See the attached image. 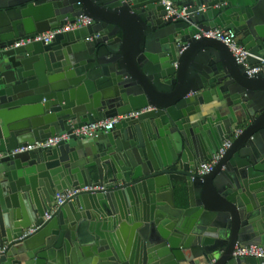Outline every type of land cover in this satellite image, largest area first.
Here are the masks:
<instances>
[{
  "label": "water",
  "instance_id": "95a60500",
  "mask_svg": "<svg viewBox=\"0 0 264 264\" xmlns=\"http://www.w3.org/2000/svg\"><path fill=\"white\" fill-rule=\"evenodd\" d=\"M184 7L177 16L163 0H0V264H264L233 254L264 246V70L250 76L221 40L197 37L231 29L255 66L264 0ZM82 14L93 22L13 46ZM148 106L93 146L72 137L11 153ZM69 189L78 191L56 206Z\"/></svg>",
  "mask_w": 264,
  "mask_h": 264
},
{
  "label": "built area",
  "instance_id": "2783aa9c",
  "mask_svg": "<svg viewBox=\"0 0 264 264\" xmlns=\"http://www.w3.org/2000/svg\"><path fill=\"white\" fill-rule=\"evenodd\" d=\"M165 4H167V9L169 15L176 14L177 16H183L186 13L187 7H183L182 9H178L176 7H173L169 0H163ZM93 20L91 17L87 15H79L75 18L73 22H68L67 24L63 25L62 27L56 29V30H48L45 32L38 33L34 36H28L26 38H19L15 40L13 43V46H20L26 43H30L33 41H42L44 43H48L52 40L55 33L57 32H64L68 30H74L79 27L88 25L92 23ZM201 35L207 36V37H213L216 39L221 40L223 43H225L228 48L232 51L233 55L236 58V61L240 64H244L247 66V73L248 75L252 76L260 71L264 70V57L261 56H255L259 59V62L253 66L250 67L248 65V56L252 55L251 52L240 42L238 39L237 34L233 30H225V29H210V30H202L201 33L197 34V37H200ZM98 36V34L90 35L87 37L88 40L93 39V37ZM152 107H144L141 109L133 110L129 113L113 116V117H105L98 120H95L93 122H87L81 126L78 127H72L70 130L64 131L62 133H57L53 136H50L44 140L36 141L31 144H27L25 146H19L13 150H11V153H17L22 152L26 150H32L37 147H51L57 145L59 142L63 140H68L72 137H76L78 139H83L86 137H95L101 132L107 133L110 131L116 123H118L120 120L134 116L137 117L140 113L150 110ZM240 132L239 129H236L234 131V135H237ZM231 142V138H228L224 141L223 145L220 147L219 151L214 155L213 159L211 161H205L202 162L198 167V173L199 174H205L209 171H211L217 162V160L221 157V155L224 153L225 149L229 146ZM9 152H0V159ZM82 189H88V186L82 188ZM77 189H69L63 193H57L55 196V203L56 206L59 204H62L66 199L70 198L74 193H76ZM52 213H46V218H49ZM36 228L30 227L28 230H26V234L34 232ZM233 254L235 256H254L257 258H264V246L258 243L254 244H239L235 246Z\"/></svg>",
  "mask_w": 264,
  "mask_h": 264
},
{
  "label": "crops",
  "instance_id": "0c3cea01",
  "mask_svg": "<svg viewBox=\"0 0 264 264\" xmlns=\"http://www.w3.org/2000/svg\"><path fill=\"white\" fill-rule=\"evenodd\" d=\"M187 0H169L170 4L173 7H176L178 9H182L184 7V4L186 3ZM239 39V38H238ZM105 135V132L99 133L95 137H86L83 139H79V142L82 146H93L95 145L98 140H100L103 136ZM201 264H206L205 262H202Z\"/></svg>",
  "mask_w": 264,
  "mask_h": 264
}]
</instances>
